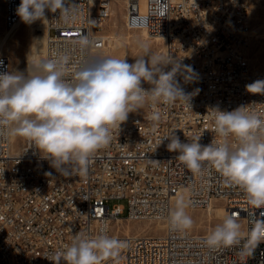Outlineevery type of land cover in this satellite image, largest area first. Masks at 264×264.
<instances>
[{
    "label": "built area",
    "instance_id": "obj_1",
    "mask_svg": "<svg viewBox=\"0 0 264 264\" xmlns=\"http://www.w3.org/2000/svg\"><path fill=\"white\" fill-rule=\"evenodd\" d=\"M117 1L70 0L84 19L68 26L59 21V11L46 10V59L64 53L81 64L106 47L104 26ZM123 1L127 28L160 38L163 55L194 68L195 82L185 83L177 76L185 92L194 94L188 104L159 103L156 109L146 104L130 113L114 131L110 146L94 155L84 176L61 175L25 138L16 151L12 138L0 137V264H54L46 256L70 244L74 235L95 238L101 231L127 242L119 260L108 264H264V243L252 257H242L236 247H207L208 233L170 227V212L181 198L186 208L208 207L219 199L226 213H239L242 231L250 227L243 190L226 185L208 162L199 173L187 169L176 159L179 153L168 150L166 138L174 134L190 143L199 136L202 145H209L219 139L212 110L245 106L264 113V95L260 94L261 103H253L246 89L264 80V72L252 68L246 50L253 31L250 0ZM20 2L0 0L8 31L21 21L16 14ZM88 19L95 20V26ZM82 32L95 41L87 52L74 44ZM170 69L168 65L165 71ZM4 71L12 73L8 58L0 53V72ZM154 110L161 112L158 122L149 119ZM112 199H125L126 204L111 205ZM261 211L256 210L257 217ZM120 219L162 222L164 230H112V222Z\"/></svg>",
    "mask_w": 264,
    "mask_h": 264
},
{
    "label": "clouds",
    "instance_id": "obj_2",
    "mask_svg": "<svg viewBox=\"0 0 264 264\" xmlns=\"http://www.w3.org/2000/svg\"><path fill=\"white\" fill-rule=\"evenodd\" d=\"M46 10L59 11L63 25H75L84 18L78 5L70 0H21L16 14L22 22L46 21ZM89 25L96 21L88 19ZM81 52L95 46V41L82 32L74 41ZM143 55L134 63L124 58L93 56L81 64L73 63L69 54L32 62L27 75L0 72V137H22L28 140L63 176L87 175L92 158L110 146L113 133L120 129L130 113L153 109L159 103L187 104L194 93H186L177 76L185 83L195 82L197 73L171 56L152 52L148 43L139 44ZM147 57V59L145 58ZM171 65V69L165 68ZM151 85L145 89L142 85ZM251 94L264 95V80L246 85ZM214 131L219 137L202 145L200 137L182 143L172 134L167 148L193 173L210 163L229 187H238L246 195L250 227L245 233L239 213H226L222 223L206 235L209 248L236 247L242 257H252L264 243V113L241 106L232 111L212 110ZM149 119L160 121L161 112L154 110ZM231 141V142H230ZM51 176L52 173H47ZM181 198L170 212L173 230H190L194 221L186 212ZM127 242L109 237L101 231L95 238L76 234L70 244L55 251L48 259L54 264H108L119 260Z\"/></svg>",
    "mask_w": 264,
    "mask_h": 264
},
{
    "label": "rangeland",
    "instance_id": "obj_3",
    "mask_svg": "<svg viewBox=\"0 0 264 264\" xmlns=\"http://www.w3.org/2000/svg\"><path fill=\"white\" fill-rule=\"evenodd\" d=\"M253 16V31L250 45L247 47V53L252 68L256 71L264 72V0H250ZM112 16L107 20L104 29L108 34V45L104 51L97 55L111 54L113 57L124 58L128 63H134L137 57L143 55L139 44L146 42L149 44L152 52L163 54V43L161 40L148 36L139 30H132L126 27L124 23L125 9L121 0H118L114 6ZM4 18L0 14V34L5 32ZM35 35L33 36V34ZM43 31L35 27L29 31L24 24L16 32L12 33L8 39V46L2 54L8 58L12 72L27 75L29 70L30 56H32L33 47L39 46L45 49V38H42ZM107 52V53H106ZM31 53V54H30ZM41 58L45 52H39ZM147 59V57H145ZM22 143V137H16L15 147L18 148ZM120 201L126 204L125 199L110 200V204ZM215 206H220L221 201L215 200ZM186 212L194 221L190 229L194 233H207L212 231L216 225L222 223L224 214L217 215L215 210H208L207 207L186 208ZM211 213V214H210ZM212 216V218H209ZM117 222L113 221L111 228L115 229ZM132 232L156 231L159 232L161 227L157 222L134 221L129 223Z\"/></svg>",
    "mask_w": 264,
    "mask_h": 264
},
{
    "label": "bare ground",
    "instance_id": "obj_4",
    "mask_svg": "<svg viewBox=\"0 0 264 264\" xmlns=\"http://www.w3.org/2000/svg\"><path fill=\"white\" fill-rule=\"evenodd\" d=\"M122 1V4L125 8V3L123 0ZM114 11V9H113ZM252 12V10H251ZM0 14L3 16V7L0 3ZM125 15L124 14V19H125ZM26 25V28L31 31V30H34L35 27H38L40 28L41 31H43V36L42 38H45V49H40L39 46H34L33 47V52L32 53V56H30V63H29V70L30 72L32 71V62L35 61V60H39V59H46V38H47V30H48V26H47V20L46 21H41V20H37L31 24H26L24 22H22V20L17 24L16 28L11 32V31H8L6 28L5 32L3 34H0V53L2 54V52L4 51V49L8 46V39L10 38V36L12 35V33L16 32L18 29H20L23 25ZM132 30H135V29H132ZM139 31H142L144 33H146L148 36H151L149 35L146 30H139ZM35 35V33L33 34V36ZM159 40H161L160 38H157ZM162 41V40H161ZM106 47H104L103 49L99 50L98 52L94 53L93 56H112L111 54H106V55H97L98 53L104 51ZM41 51H44L45 54H44V57L41 58L40 56V53ZM30 53V54H31ZM107 53V52H106ZM92 56V57H93ZM113 57V56H112ZM252 102L253 103H261V95L260 94H252ZM13 139V142H14V149L16 151L19 150V147L16 148L15 147V142H16V138H12ZM215 200H219V199H214L207 207L208 210H215L217 215L219 214H224L226 213L225 211V206L224 204L221 202L220 206H215L213 203L215 202ZM221 201V200H220ZM186 210V209H185ZM211 214V213H210ZM209 218H212V216H209ZM130 222H134V221H125V220H122L120 219L119 221H117V226L115 227V231H122L123 233L125 234H129L130 232H132L129 228V223ZM159 224V226L161 227V230L158 232V233H161L163 230H164V224L162 222H157ZM243 229V228H242ZM141 232H144V231H141ZM211 231H208L207 233H210Z\"/></svg>",
    "mask_w": 264,
    "mask_h": 264
}]
</instances>
